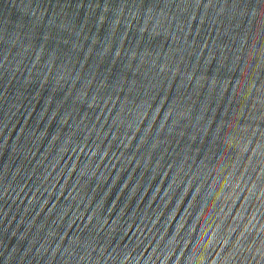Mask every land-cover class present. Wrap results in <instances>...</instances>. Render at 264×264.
Segmentation results:
<instances>
[{
  "label": "water",
  "instance_id": "obj_1",
  "mask_svg": "<svg viewBox=\"0 0 264 264\" xmlns=\"http://www.w3.org/2000/svg\"><path fill=\"white\" fill-rule=\"evenodd\" d=\"M0 264H264V0H0Z\"/></svg>",
  "mask_w": 264,
  "mask_h": 264
}]
</instances>
